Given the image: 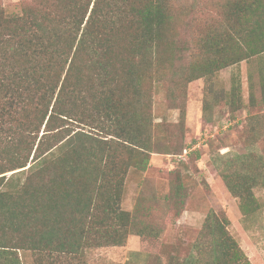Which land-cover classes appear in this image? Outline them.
<instances>
[{
  "label": "trees",
  "instance_id": "obj_1",
  "mask_svg": "<svg viewBox=\"0 0 264 264\" xmlns=\"http://www.w3.org/2000/svg\"><path fill=\"white\" fill-rule=\"evenodd\" d=\"M231 16L235 32L212 40L216 59L188 82L264 54V0H236ZM170 21L167 0H35L21 15L0 6V264H24L20 253L30 252L56 264L124 247L132 233L158 237L147 225L137 232L122 197L131 169L174 153L156 142L141 84L147 61L175 55ZM214 165L245 219L255 217L264 157ZM228 226L211 211L190 254L168 264H251Z\"/></svg>",
  "mask_w": 264,
  "mask_h": 264
},
{
  "label": "rangeland",
  "instance_id": "obj_2",
  "mask_svg": "<svg viewBox=\"0 0 264 264\" xmlns=\"http://www.w3.org/2000/svg\"><path fill=\"white\" fill-rule=\"evenodd\" d=\"M34 1L0 0V6L9 15H21ZM167 1L175 55L162 66L147 61L141 84L152 102L156 142L174 153L152 154L146 172L131 169L122 197L123 210L140 226L137 232L147 225L158 237L132 233L124 247L61 256L56 264H154L157 258L168 264L172 258L183 259L211 211L229 221L230 235L251 264H264V189L255 190L261 209L245 219L240 201L214 165L232 154L254 151L264 157V54L188 82L193 68L204 69L216 59L212 40L235 32L231 14L236 0ZM178 186L184 187L180 196L175 194ZM20 256L24 264H38L32 252Z\"/></svg>",
  "mask_w": 264,
  "mask_h": 264
}]
</instances>
